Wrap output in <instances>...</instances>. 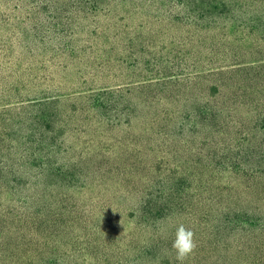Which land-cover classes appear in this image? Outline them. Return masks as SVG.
Returning <instances> with one entry per match:
<instances>
[{"label":"rangeland","instance_id":"374dc122","mask_svg":"<svg viewBox=\"0 0 264 264\" xmlns=\"http://www.w3.org/2000/svg\"><path fill=\"white\" fill-rule=\"evenodd\" d=\"M241 5L227 43L193 25L145 35L157 65L138 71L159 81L121 90L132 58L101 67L86 46L112 18L0 0V264H178L180 224L185 264H264V0Z\"/></svg>","mask_w":264,"mask_h":264},{"label":"trees","instance_id":"16d2710c","mask_svg":"<svg viewBox=\"0 0 264 264\" xmlns=\"http://www.w3.org/2000/svg\"><path fill=\"white\" fill-rule=\"evenodd\" d=\"M78 1V0H77ZM84 6V10L90 13L99 12L112 18L113 22L109 28H112V34H106L99 36L92 40H86V46L94 47L96 42L98 45L97 50H93V60H99L101 67H104L110 61L115 58L119 61L118 64L124 65L126 63L125 57H131L132 62L127 64L129 67H135L138 74L129 78L128 82H125L123 86L118 89L124 90L130 86H136L142 81L147 84H152L154 81H159L157 72L138 71L140 65L153 64L155 69L157 62L155 58L148 57V50L151 49L153 53L156 52L155 45L151 44V39H145V35L153 37L162 36L168 32H183L184 27L193 25L201 34L205 33L208 37H215L221 42H230L231 35H235L240 31L243 24L239 22L229 23L230 19L234 18L239 10L246 12V9L241 5L245 0H79ZM196 33V32H195ZM234 33V34H233ZM150 41V42H149ZM233 41H239L234 37ZM84 45V41H81ZM153 43V42H152ZM186 42H183V44ZM182 45V42L180 43ZM104 47V48H103ZM76 48V47H75ZM91 48V49H92ZM139 48V49H138ZM68 52L69 59H83L84 54L82 52H76L77 50ZM141 50V51H140ZM168 54H172L173 47L166 48ZM159 53V51H158ZM217 54H219L217 52ZM141 57V61L139 59ZM90 60L89 58H87ZM169 61V60H167ZM173 62V61H172ZM170 63V62H169ZM147 66V65H146ZM232 69L236 67V64L232 65ZM148 67V66H147ZM144 67V68H147ZM149 68V67H148ZM228 68V66H215L209 69V73L219 74ZM155 75V76H154ZM144 77L143 80H136ZM41 86V84H36ZM111 89V87H107ZM35 93L33 100L40 101L49 98L47 96V90H33ZM95 89H90L87 94L94 93ZM83 92H78V94ZM40 95V97H39ZM68 95V94H65ZM70 96L74 94H69ZM39 97V98H38ZM45 122V121H44ZM35 133L40 135L39 130H35ZM33 137V133L30 134ZM26 137V136H24ZM43 140L38 138L35 142L38 144ZM42 146V145H41ZM40 146V148H41ZM43 149V148H42ZM23 156H28L27 162L37 160L41 158L39 152L34 151L33 154H28L27 148L22 149ZM41 160V159H40ZM40 164V163H39Z\"/></svg>","mask_w":264,"mask_h":264},{"label":"clouds","instance_id":"9594fccd","mask_svg":"<svg viewBox=\"0 0 264 264\" xmlns=\"http://www.w3.org/2000/svg\"><path fill=\"white\" fill-rule=\"evenodd\" d=\"M197 248L195 233L180 224L175 232V238L172 242V249L175 250V259L178 264H185V261L192 256Z\"/></svg>","mask_w":264,"mask_h":264}]
</instances>
